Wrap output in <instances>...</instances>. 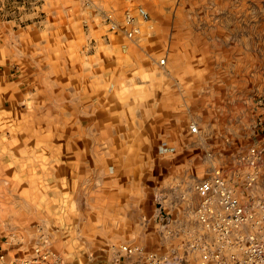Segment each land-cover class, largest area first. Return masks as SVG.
Masks as SVG:
<instances>
[{
	"label": "rangeland",
	"instance_id": "rangeland-1",
	"mask_svg": "<svg viewBox=\"0 0 264 264\" xmlns=\"http://www.w3.org/2000/svg\"><path fill=\"white\" fill-rule=\"evenodd\" d=\"M128 13L133 38L123 33ZM36 26L47 29L35 34ZM45 53L69 64L30 65ZM67 68L83 77L85 104L103 101L101 122L92 106L83 121L69 118L83 129L49 112L45 83L34 77ZM98 121L130 145L93 146ZM70 138L83 140L77 158ZM263 141L264 0H0V264L32 259L40 244L67 264H196L205 251L240 254L241 235L260 227L249 219L227 243L214 200L211 223L198 218L196 187L223 181L254 209L264 202V165L254 159ZM98 148L110 150L114 186L125 180L130 210L119 194L98 209Z\"/></svg>",
	"mask_w": 264,
	"mask_h": 264
},
{
	"label": "built area",
	"instance_id": "built-area-1",
	"mask_svg": "<svg viewBox=\"0 0 264 264\" xmlns=\"http://www.w3.org/2000/svg\"><path fill=\"white\" fill-rule=\"evenodd\" d=\"M137 14L142 19L148 18V13L143 7H137ZM133 20L134 17L128 13L125 18L126 28L123 31L128 38H133L138 34V28L134 25ZM110 28L118 30L119 27L114 22H111ZM191 130L195 132L197 127L193 125ZM254 159L264 165V141L257 149ZM196 188L198 196L202 199V204L197 211L198 218L207 226L211 223L208 204L211 200H214L218 205L219 230L222 231V236L227 243H231L228 238L231 228L239 227L248 222L249 219L254 221L256 227H260L258 232L241 235L240 239L243 244L240 254L232 251L226 254H222L221 251L217 252V254L205 251L200 261L196 264H264V202L258 203V205L254 203V209L249 210L223 181L216 182L211 179H204L198 183ZM45 247L44 244L35 246L33 252L36 256L32 259L8 264H67L60 255L46 250ZM123 249L127 253L139 250L137 247H124ZM0 258H2L1 255Z\"/></svg>",
	"mask_w": 264,
	"mask_h": 264
},
{
	"label": "crops",
	"instance_id": "crops-1",
	"mask_svg": "<svg viewBox=\"0 0 264 264\" xmlns=\"http://www.w3.org/2000/svg\"><path fill=\"white\" fill-rule=\"evenodd\" d=\"M47 19V16H46ZM59 26H49L48 29H55ZM60 28H64L65 31L68 33V31H70V27L67 25L64 26H60ZM42 29H47L46 27H33V32H36L35 34H38ZM67 52V51H66ZM65 55V54H64ZM44 59H38V61L36 60H31V66L36 63V68L38 69L39 66L41 64H44L48 67L52 66V65H56L57 62H59V65L65 66L64 62L68 65L69 62L67 59L65 58H55V60H48L47 57V53H45V56L43 57ZM82 59L77 61V64L81 65ZM41 63V64H40ZM71 63V61H70ZM76 64V65H77ZM51 69V68H50ZM33 69H31L32 71ZM52 70V69H51ZM33 71H37V70H33ZM40 72H38L34 78H36V76L38 77V81H42L45 83L44 85V90L43 94L44 97H46L44 99V101L46 102V107L51 108V110L49 109V112L51 113L52 111H55L56 113L61 114L60 119L66 124L65 127L69 130H73V129H83L82 125H81V121H83V115L86 112V110L88 108L85 107H89L92 106L90 108V111L93 113H97L98 112V120L100 121L101 118L100 115L105 113V110H103V108H105V106L103 105V101H101L99 95L97 97L93 96L92 102L85 104L84 102V93H83V86H82V82H83V77L79 74V73H71V71H68V68L65 69V72H61L59 74H51L52 72L50 70H44L43 72L39 69ZM42 73V74H41ZM93 78V77H92ZM75 81L76 84L75 86H73L71 83ZM93 81V80H92ZM70 83V84H69ZM58 89L59 90V95H60V100L59 102H57L56 100H52V92L54 90ZM54 93V92H53ZM114 101V100H113ZM91 104V105H90ZM115 104V101H114ZM97 108V110H96ZM70 115V116H68ZM73 115L76 117V120L79 118V123H69V118H73ZM74 117V118H75ZM98 121L99 125H98V130H99V136L96 138L95 142L93 143V146H126V145H130L131 141L129 139H126L124 137H117V136H111L110 133L103 134V131L105 130H110L111 125L109 124V126L104 125L102 123V126L100 125V122ZM67 125L69 126V128L67 127ZM123 128V127H122ZM102 131V134L100 133ZM73 138H70V142L72 145V140ZM69 140V139H68ZM82 139H76V141H74V147L76 149L75 151V156L76 158L79 157L78 155V151L81 150L79 149L78 145L82 143ZM94 141V140H93ZM34 142V141H33ZM11 143H13L14 145L17 144L15 140H11ZM30 143V142H29ZM35 143V142H34ZM23 144V143H21ZM21 144H17V145H21ZM15 145V146H17ZM52 142L51 140H49V142H45V146H51ZM70 145V146H72ZM125 149H120L119 150V154L121 155V153L124 151ZM98 151V157L95 160L94 163V170H93V194L97 195V206L98 209H109L111 206V202L114 199V195L119 194L121 197L119 198L120 201V205L121 208H127L130 210V205L127 204L126 205V196L125 193L129 192V190L125 189V180L123 181V185H119V186H114V176L112 177V175L114 174V170H112V166L109 165V161H107V159L105 158L107 153H110V150H101L100 148L97 149ZM100 152H102V156H100ZM17 161V160H15ZM124 171V170H123ZM116 172V171H115ZM64 173V172H63ZM124 174L123 178L125 177V173L122 172ZM96 179V180H95ZM120 183V182H119ZM118 183V184H119ZM96 188V189H95ZM125 200V201H124ZM123 202V204H122ZM116 208H120L117 207ZM127 256V255H125ZM120 258V257H119ZM119 260V259H118ZM117 260V261H118ZM117 261H113L114 263H108V264H124V261L121 263H118ZM107 264V263H106Z\"/></svg>",
	"mask_w": 264,
	"mask_h": 264
}]
</instances>
